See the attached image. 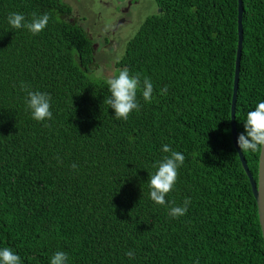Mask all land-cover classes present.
Wrapping results in <instances>:
<instances>
[{
	"label": "trees",
	"instance_id": "trees-1",
	"mask_svg": "<svg viewBox=\"0 0 264 264\" xmlns=\"http://www.w3.org/2000/svg\"><path fill=\"white\" fill-rule=\"evenodd\" d=\"M155 1L161 12L116 62L115 76L127 68L154 86L125 121L103 102L111 93L95 74L94 41L66 2L0 0V249L21 264H50L57 251L67 264H264L231 128L239 2ZM14 12L50 21L34 36L10 27ZM242 25L237 136L264 100V0H243ZM22 82L51 96L52 120L32 119ZM164 145L186 158L166 197L190 199L179 218L150 199ZM241 152L257 181L260 154Z\"/></svg>",
	"mask_w": 264,
	"mask_h": 264
},
{
	"label": "clouds",
	"instance_id": "clouds-1",
	"mask_svg": "<svg viewBox=\"0 0 264 264\" xmlns=\"http://www.w3.org/2000/svg\"><path fill=\"white\" fill-rule=\"evenodd\" d=\"M49 21L50 16L47 13L38 15L33 12L30 20H26L22 13L14 12L8 16V24L12 29H26L34 36L44 31ZM106 83L111 96L105 98L103 102L114 110V118L118 120L127 121L132 112L140 110L138 92L142 94L145 102H152L154 86L151 80L144 78L141 81L139 74L131 76L127 68L119 70L118 75L109 78ZM21 89L27 93L26 110L31 112L32 119L37 122L53 119V113L50 110L52 98L49 94L33 91L23 82ZM166 92V88L161 90V94ZM237 145L241 151L264 155V100L258 102L255 109L247 113L244 133L238 136ZM162 152L167 155L154 165L157 170L149 176L150 199L157 205L169 207V215L172 218H179L187 213L190 199H185L182 205H172L166 197L173 191L178 179V169L183 166L186 158L182 153L172 150L169 145H164ZM56 159L58 163L61 162L59 157ZM72 167L75 169L76 165ZM125 255L132 259L135 253L129 250ZM68 259L66 252L57 251L52 256L50 264H67ZM0 264H21V258L10 248L5 247L0 249Z\"/></svg>",
	"mask_w": 264,
	"mask_h": 264
},
{
	"label": "rangeland",
	"instance_id": "rangeland-1",
	"mask_svg": "<svg viewBox=\"0 0 264 264\" xmlns=\"http://www.w3.org/2000/svg\"><path fill=\"white\" fill-rule=\"evenodd\" d=\"M95 46V74L115 76L116 62L143 22L159 11L155 0H63ZM128 9V12L126 11ZM126 13V14H125ZM123 19L125 22L119 24Z\"/></svg>",
	"mask_w": 264,
	"mask_h": 264
},
{
	"label": "water",
	"instance_id": "water-1",
	"mask_svg": "<svg viewBox=\"0 0 264 264\" xmlns=\"http://www.w3.org/2000/svg\"><path fill=\"white\" fill-rule=\"evenodd\" d=\"M239 8H238V50H237V59H236V68L234 75V87H233V98H232V110H231V128H232V136L234 146L236 148V152H238L239 158L241 160L242 166L249 178L251 189L253 192V196L256 200L257 208H258V216L260 228L264 241V155L259 156V169H258V180L254 179V176L249 170L245 157L241 150L237 145V127H236V102H237V94L239 87V75H240V63H241V55H242V46H243V0H238ZM128 11V9L126 10ZM161 12V9L158 11ZM125 22L123 19L119 24Z\"/></svg>",
	"mask_w": 264,
	"mask_h": 264
},
{
	"label": "flooded vegetation",
	"instance_id": "flooded-vegetation-1",
	"mask_svg": "<svg viewBox=\"0 0 264 264\" xmlns=\"http://www.w3.org/2000/svg\"><path fill=\"white\" fill-rule=\"evenodd\" d=\"M128 12V11H127ZM126 14V13H125Z\"/></svg>",
	"mask_w": 264,
	"mask_h": 264
}]
</instances>
